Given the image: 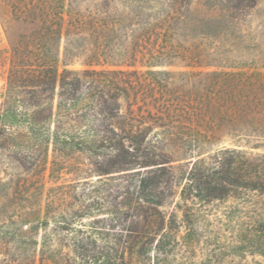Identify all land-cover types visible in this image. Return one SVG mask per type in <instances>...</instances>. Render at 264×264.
I'll return each instance as SVG.
<instances>
[{
  "label": "trees",
  "instance_id": "16d2710c",
  "mask_svg": "<svg viewBox=\"0 0 264 264\" xmlns=\"http://www.w3.org/2000/svg\"><path fill=\"white\" fill-rule=\"evenodd\" d=\"M110 1L89 14L71 0L14 4L29 30L11 41L0 135L43 153V177L50 148L52 166L57 155H85L99 176L93 189L50 187L44 205L23 214L19 264H165L182 228L193 245L212 224L229 230L231 256L252 247L264 258V152L205 147L229 128L264 149V70L189 72L187 100L176 72L160 69L199 66L202 55L177 45L183 29L236 26L258 0ZM178 142L199 153L187 169L172 164ZM26 155L19 163L32 170Z\"/></svg>",
  "mask_w": 264,
  "mask_h": 264
},
{
  "label": "rangeland",
  "instance_id": "374dc122",
  "mask_svg": "<svg viewBox=\"0 0 264 264\" xmlns=\"http://www.w3.org/2000/svg\"><path fill=\"white\" fill-rule=\"evenodd\" d=\"M25 1L31 0H0V104L4 99L7 88L6 79L11 55V41H15L21 32L29 30L28 27L14 19V4L16 2L19 4L24 3ZM117 1L120 8L129 6L130 9L131 5H143L145 0ZM71 2L86 14L98 9L106 10L107 7L114 5L113 2H108V0H71ZM130 2L133 3L130 4ZM197 4L193 5V13L195 14L205 10L202 5ZM214 24L216 23L211 22L209 25H206V23H192L183 29L182 36L177 44L180 49L191 48L196 54L202 55V62L197 64L199 66L193 68L186 66L187 63L190 64L192 61H199L194 59L179 60L175 62V65L160 67V69L176 72L174 80L182 97L181 99L188 100V91L192 88L191 84L186 83L189 72L215 69L264 70V0H258L251 14L242 18L236 26H223L222 31H219L216 30ZM197 26L205 29V34L194 36L192 29ZM65 45L66 39L63 37L62 50ZM72 67L81 69L82 65L77 62ZM220 134L222 135L221 141L212 145L207 143L206 150L224 145L233 147L240 144L241 149L253 151L254 153L264 152L263 148H252L255 143L253 139L242 138L229 128ZM29 149L28 144L20 137L14 139L12 137V139L5 142L3 136L0 135V264H19L21 251L25 249V245L21 243V239L25 238L20 232L22 216L27 211L39 209L41 205H44L50 187L56 188L54 190L56 192L58 186L69 184L76 186L78 191H82L85 188L93 189L99 185V176L91 173L94 166L88 156L74 155L68 157L57 155V164L52 166L53 152L50 148L47 170L43 177L42 173L36 170L41 167L40 160L43 159V153L37 150L28 152ZM191 152L188 142H178L172 164L174 166L181 165L183 169H187L191 157L199 154L198 152ZM24 154H27L26 158L29 161L36 162V166L32 170L20 165L19 159L23 158ZM52 167H55L53 173L51 171ZM59 167L65 168L60 169ZM67 171L72 172L68 173ZM179 203L180 196L178 194L169 206L170 211L177 207ZM230 204L232 202L222 204L220 209H223L225 205L230 206ZM210 223L216 222L213 220ZM215 225H218V223ZM226 229L225 226L213 227L212 224L200 235V240L192 245L190 239L182 237L185 234V229L182 228L179 232L178 244H175L170 251L167 250L168 252L161 255L165 259L163 263L257 264L260 261L264 264V258L257 254H251L254 250L252 247L245 248L246 252H241L238 256H231L226 248L231 234Z\"/></svg>",
  "mask_w": 264,
  "mask_h": 264
}]
</instances>
